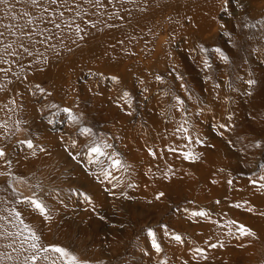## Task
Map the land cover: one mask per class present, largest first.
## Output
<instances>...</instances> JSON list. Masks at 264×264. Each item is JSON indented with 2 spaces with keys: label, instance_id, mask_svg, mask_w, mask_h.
Listing matches in <instances>:
<instances>
[{
  "label": "rangeland",
  "instance_id": "1",
  "mask_svg": "<svg viewBox=\"0 0 264 264\" xmlns=\"http://www.w3.org/2000/svg\"><path fill=\"white\" fill-rule=\"evenodd\" d=\"M13 2L0 5V191L25 234L80 264H264V0H217L198 25L149 6L36 65L7 46L25 51L31 30ZM125 28L122 54L93 48Z\"/></svg>",
  "mask_w": 264,
  "mask_h": 264
},
{
  "label": "bare ground",
  "instance_id": "2",
  "mask_svg": "<svg viewBox=\"0 0 264 264\" xmlns=\"http://www.w3.org/2000/svg\"><path fill=\"white\" fill-rule=\"evenodd\" d=\"M5 2L6 0H3L0 5L5 4ZM20 4H22V8L24 6V11L19 18L24 16L27 19L31 29L29 30L30 36L21 38L26 42L27 47H23L25 51H22V48L15 41L12 44L9 42L7 45L11 47L13 53L8 51L13 56L17 55L22 61L23 59L29 60L30 65H36L38 61L48 59L49 46L52 47L57 44L61 46L62 41L66 45H72L78 41L89 39L88 34L94 36L97 30H90L92 24L96 26L97 24L108 26L118 24L134 17L139 11H145L149 6L163 5L170 10L172 17H174L172 24H180L183 19H189L190 24L199 22L211 24L217 0H56L54 4L50 0H43L35 5L31 3V0H14L11 8L15 9V5L19 6ZM84 5L86 6L84 7ZM29 11H32L30 15H28ZM5 13L8 16L10 14L9 11H5ZM0 18L6 20L7 17L3 15ZM97 18L101 20L96 21ZM7 24L9 23L4 24L1 29H8ZM129 30L125 28L121 32L111 35L107 40L104 38L93 48L100 46L106 48V53L122 54L123 45L128 42L126 36H128ZM43 42H47V44L45 45ZM1 49L0 56L3 50ZM19 59L17 61H20ZM2 194L0 191V233L12 232L21 233V235L15 237L0 236V264H22L24 257L31 255L32 250L28 248L27 243H24L27 235L22 230L19 220L14 216L12 217L7 206V199ZM22 243L23 251L21 250ZM40 255L43 256V253ZM44 255H48L50 259L59 260V258H55L52 252L44 253ZM36 264H45V262L39 260Z\"/></svg>",
  "mask_w": 264,
  "mask_h": 264
},
{
  "label": "snow or ice",
  "instance_id": "3",
  "mask_svg": "<svg viewBox=\"0 0 264 264\" xmlns=\"http://www.w3.org/2000/svg\"><path fill=\"white\" fill-rule=\"evenodd\" d=\"M2 2L3 0H0V3ZM50 2L54 4L56 3V0H50ZM31 3L35 5L37 3V0H31ZM57 27L59 26L57 25ZM77 31H79V29H77ZM0 35H2V33H0ZM250 83H253V82L250 81ZM28 146L31 147V144L29 143ZM90 151L99 153L100 150L99 148L93 147L91 148ZM4 155L5 153L3 152V150H0V157H3ZM185 159H196V157L192 156L191 154H186ZM113 164L114 166H118L120 164V161L118 160L114 161ZM160 195H163V194H160ZM24 202L28 203L34 210L38 211L42 216H46V207L40 200L34 199V198H26V201ZM193 215L204 216L206 215V213H204L203 211H200V212L193 213ZM15 217L16 219L19 220L20 213L16 212ZM21 223H23V221H21ZM24 228L28 232V236L25 237L24 243L28 244V248L32 250V254L24 257L22 264H36V262L39 260L48 262L50 259L49 256L48 255L41 256L40 254L49 253V252L59 254L58 258L61 261H63V264H80V262L77 261V258L63 247H60V246L42 247L39 244V237L35 234V232H33L30 228H28L27 225H24ZM238 231L240 232L241 235H251L252 234L251 231L246 229L245 226L243 225L239 227ZM149 234L151 235V232ZM19 235H21V233H12V232L0 233V236H6V237H15ZM175 239L179 240L180 237L176 236ZM153 246L159 249V245H157L155 241H153ZM213 247H215V245H213ZM21 250L22 251L24 250L23 243L21 245ZM197 251H201V250L198 249ZM9 259H11V257H9ZM50 264H57V261L51 260Z\"/></svg>",
  "mask_w": 264,
  "mask_h": 264
}]
</instances>
